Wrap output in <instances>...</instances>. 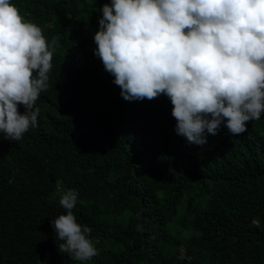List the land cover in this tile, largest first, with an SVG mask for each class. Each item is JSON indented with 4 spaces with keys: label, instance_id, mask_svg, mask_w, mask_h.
<instances>
[{
    "label": "trees",
    "instance_id": "1",
    "mask_svg": "<svg viewBox=\"0 0 264 264\" xmlns=\"http://www.w3.org/2000/svg\"><path fill=\"white\" fill-rule=\"evenodd\" d=\"M10 2L59 47L36 126L0 133V264H264V112L189 144L166 94L124 100L94 54L113 0ZM70 189L98 251L87 261L59 251L52 227Z\"/></svg>",
    "mask_w": 264,
    "mask_h": 264
},
{
    "label": "clouds",
    "instance_id": "2",
    "mask_svg": "<svg viewBox=\"0 0 264 264\" xmlns=\"http://www.w3.org/2000/svg\"><path fill=\"white\" fill-rule=\"evenodd\" d=\"M94 54L114 75L126 101L166 94L177 135L207 143L224 126L233 135L264 112V0H113L103 5ZM42 30L0 0V133L19 141L35 127L34 108L47 91L53 51ZM36 72L35 78L33 77ZM17 105L25 111L20 114ZM75 189L60 199L66 214L52 221L59 251L78 261L98 255L92 229L77 223ZM41 264V262H40Z\"/></svg>",
    "mask_w": 264,
    "mask_h": 264
}]
</instances>
